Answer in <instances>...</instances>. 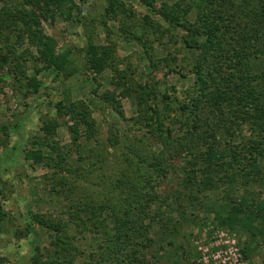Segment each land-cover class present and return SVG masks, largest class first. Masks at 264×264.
Segmentation results:
<instances>
[{
    "label": "rangeland",
    "instance_id": "obj_1",
    "mask_svg": "<svg viewBox=\"0 0 264 264\" xmlns=\"http://www.w3.org/2000/svg\"><path fill=\"white\" fill-rule=\"evenodd\" d=\"M22 1L0 0V17L5 16L8 9L18 7ZM73 1L77 7L82 8V16L71 11L70 7H65L64 16H56L54 22L42 20L45 34L54 38L59 48L67 47L72 50V58L78 70L70 78L56 79L54 70H45L43 64L35 62L37 50L29 48L27 44H16V56L21 57L23 52L29 50L32 57L25 62L20 59L17 63L12 60V55H7L8 51L4 46H0L3 49L0 51V73L24 70L25 78L18 75L15 77H20L23 83L37 77L46 86L38 95H26L12 81L0 85V127L20 125L16 132L4 133L0 130V208L5 215L0 222V259L5 264H34L32 242L42 252L52 249L51 244L58 234L55 229L42 230L41 227H36L31 234L26 235L27 238L20 234L28 229L35 216H46L68 225L64 229V235L73 238L79 251L75 264H100L101 260L95 257L93 261L92 256L99 254L98 245L102 237L80 233L69 216L75 211L77 203L83 202L86 197L95 199L106 195L114 188L113 184L118 179L122 180L127 173L132 176L130 178L134 183L140 181L137 184L139 188L145 180L152 178L153 195L157 199L151 203L150 218L154 216L155 220L148 217L145 221L151 227L150 237L154 241L149 250L143 252L146 255L145 264H264V236L257 235L253 239L252 233L232 231L217 225L216 214L221 211L222 215H227L221 210L224 209L220 198L224 195L220 193L222 191H207L197 196L190 194L184 187L186 170H191L194 158L186 150L180 152L182 144L191 135L178 121L184 120L180 106L189 104L190 99L197 96L192 92L195 90L193 66L198 52L185 48L180 40L183 32L177 31L173 36L167 33L168 23L159 13L164 6L171 7L179 0H155L152 8H146L142 0H122L134 14L131 23L137 25L135 35L142 37L140 42H128L122 35L121 28L125 23L123 17L118 21L107 20V29L99 24L102 29L97 30V40L101 38L98 43L102 46L114 44L117 47L120 70L133 76L139 84L154 87L158 84L156 102L160 105L159 109L165 111L164 115L170 109L167 113L169 117L164 118L163 122L165 128L173 129L171 135L174 144L170 152L174 157L166 164L169 165L166 176L160 174L157 178L151 172H142L138 177L133 170L140 163L139 157L146 159L141 164L144 167L150 163L154 154L161 156L169 152V148H164L161 141L153 135L155 131L150 132L153 128L150 129L144 121H139L135 95L122 98L121 90L112 83L110 71L94 74L84 65L87 27L90 28L94 21L102 23L107 0ZM145 17L149 18L152 26L158 24L162 33L157 30L156 33L144 32L141 26L148 23ZM187 21L189 24L194 23L195 14H189ZM17 28L23 29L22 24L19 23ZM16 39L13 34L9 44L14 45ZM146 53L157 61L166 59L168 63L160 62L157 68H152ZM4 58H8L7 64H2ZM37 70L42 72L36 75ZM107 95L117 98L121 103L123 118L113 109L114 104L104 99ZM58 102L66 107L79 103L89 107L96 123L95 141L85 143V126L78 125L70 117L59 115L56 109ZM50 123L57 125L53 134L44 131ZM73 126H77L82 133L80 142L83 147L80 154L74 145L71 131ZM112 127L114 131H118L120 138V145L116 147L109 141ZM248 135L247 129L243 130L242 136ZM239 142L237 139L234 143ZM53 146L59 150L53 149ZM33 149L46 157L43 163L36 164L26 159L27 152ZM124 154H127L129 163L134 161L135 164L128 166ZM80 155L83 157L82 163ZM59 162L63 164V168H59ZM93 165L96 166L93 168ZM201 166L203 165L197 167L204 169ZM66 168L70 171H66ZM203 176L207 174L203 173ZM62 181H65V185L61 184ZM143 186L147 187L145 184ZM147 193L150 194L148 187L143 190V194ZM179 194L183 197L181 201ZM193 196L198 197V200H192ZM147 201L148 199L145 200ZM178 205L186 207L187 219L192 218L190 215L194 216L191 224L180 217ZM109 224L113 225L112 222ZM131 252V248L125 250L127 254Z\"/></svg>",
    "mask_w": 264,
    "mask_h": 264
},
{
    "label": "trees",
    "instance_id": "obj_2",
    "mask_svg": "<svg viewBox=\"0 0 264 264\" xmlns=\"http://www.w3.org/2000/svg\"><path fill=\"white\" fill-rule=\"evenodd\" d=\"M154 2L155 0H142L146 8H152ZM65 7H70L71 11L80 16L84 14L82 8L77 7L73 0H23L18 7L8 9L9 12L0 17V46L3 45L8 51L7 55H12V60L17 63L20 59L25 62L32 57L29 50L23 52L21 57L16 56V44H27L29 48L37 50L38 57L34 59L35 62L43 64L45 70H54L56 79L70 78L78 70L72 58V50L67 47L59 48L58 42L48 37L42 27V20L54 22L56 16H64ZM105 12L102 23L94 21L90 28L87 27L84 65L94 74L110 71L112 83L121 90L122 98L135 95L139 121H144L148 128H153L150 132L155 131L152 134L161 141L164 148H169V152L161 156L154 154L149 160L150 163L144 167L141 164L146 159L141 156L139 165L136 164V169L133 170L138 177L142 172H151L157 178L160 174L168 173L169 165L166 164L174 157L170 152L174 144L171 135L173 129L165 128L163 122L164 118L169 117L167 113L170 109L166 115L165 111L159 109L160 105L156 102L158 84L154 87L135 82L133 76L120 70L117 47L114 44L102 46L96 41L99 34L97 30L102 29V26L107 29V20L118 21L121 17L125 18L121 28L125 39L128 42L142 41V37L135 35L137 25L131 23L134 14L122 0H107ZM159 13L168 23L166 32L172 36L177 31L183 32L180 40L185 48L198 52L193 66L195 90L192 92L197 96L192 97L189 104L180 106L184 120L178 121L191 135L182 144L180 152L186 150L194 158L190 165L191 170H186L184 187L190 194L197 196L207 191H222L220 193L224 195L220 198L224 209L221 210L227 215H222L221 211L217 213V225L232 231L252 233L253 239L257 235L264 236V0H179L171 7L164 6ZM191 13L195 14L196 21L189 24L187 17ZM148 19L145 17L148 23L141 26L144 32L162 31L158 24L152 26ZM19 23L23 27L21 30L17 28ZM13 34L17 39L14 45H10ZM107 41L110 43L109 37ZM1 50L3 49L0 47ZM146 55L152 68H157L160 62L168 63L166 59L157 61L149 53ZM7 62L8 58L2 60V64ZM41 70H37L36 75ZM25 73L24 70L0 73V85L12 81L26 95H38L46 89L45 84L37 77L23 83L19 78H25ZM17 75L20 77H15ZM104 99L112 102L113 109L123 118L118 99L109 95ZM56 109L59 115L70 117L78 125L85 126V143L90 144L96 140V123L86 104L66 107L58 102ZM56 126L55 123H50L44 131L53 134ZM19 128L20 125L16 124L2 126L0 130L7 133L16 132ZM245 129L249 132L248 137L242 136ZM71 131L74 145L80 154L83 147L80 142L82 133L77 126H73ZM237 139L240 142L234 143ZM119 140L118 131H114L112 127L109 141L116 147L120 145ZM53 149L59 150L54 146ZM124 155L128 161L127 154ZM82 158L80 155L81 163ZM26 159L39 164L46 157L42 152L33 149L27 152ZM61 162L58 164L59 168L63 165ZM131 164H135L134 161L128 166ZM201 164L204 168L202 170L197 167ZM66 171L70 170L66 168ZM203 173L207 176H203ZM130 177L132 176L124 174L122 180L118 179L113 184V189L106 195L97 197L98 199L86 197L83 202L75 205V211L69 216L80 233L102 237L98 245L101 254L99 252L97 256H92L93 261L98 257L100 264H135V261L136 264H145L146 255L143 252L149 250L154 242L150 237L151 227L145 222L152 215L151 203L157 201L156 195H153L152 178L143 183L150 189V194H143L147 187H137L140 181L134 183ZM61 184L65 185V181ZM178 198L181 201L183 197L179 194ZM192 200H198V197L193 196ZM178 206L180 217L191 224L194 216L190 215L192 218L187 219L186 207ZM4 217L0 208V222ZM150 219L155 220L154 216ZM36 227H41L42 230L55 229L58 234L51 244L53 248L44 252L31 243L34 264H75L78 261L79 251L73 238L64 235V229L68 225L50 220L46 216H35L28 229L20 234L27 238ZM129 248L132 252L125 253ZM244 254L246 255V251ZM0 264H5L4 260L0 259Z\"/></svg>",
    "mask_w": 264,
    "mask_h": 264
},
{
    "label": "crops",
    "instance_id": "obj_3",
    "mask_svg": "<svg viewBox=\"0 0 264 264\" xmlns=\"http://www.w3.org/2000/svg\"><path fill=\"white\" fill-rule=\"evenodd\" d=\"M101 38H99L98 40H96V41H99Z\"/></svg>",
    "mask_w": 264,
    "mask_h": 264
}]
</instances>
